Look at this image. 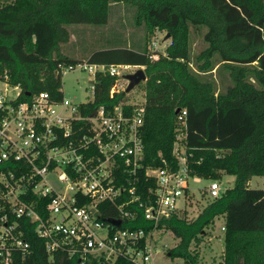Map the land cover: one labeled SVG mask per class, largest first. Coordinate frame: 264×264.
Wrapping results in <instances>:
<instances>
[{"label":"trees","instance_id":"obj_1","mask_svg":"<svg viewBox=\"0 0 264 264\" xmlns=\"http://www.w3.org/2000/svg\"><path fill=\"white\" fill-rule=\"evenodd\" d=\"M116 2L136 7V25L146 29L144 46L97 50L88 62L66 55L63 45L72 35L67 25H104L111 3ZM156 31L171 36L166 50L157 51L159 58L153 59L148 44ZM194 31L201 32L206 44L197 53ZM81 63L135 65L146 73V80L137 85L146 107L142 167L135 179L130 178L124 160L117 158L113 173L116 185H134L140 199L131 202L125 191L116 203H100V218H120L121 228L143 229L147 235L155 228L169 231L179 239L168 249L169 256L183 259L184 264H201L192 244L224 217V253L218 264H264V189L249 186L253 177L264 176V0H0V80L6 74L11 86L20 87L19 101L41 92L61 101L63 68ZM116 79L97 72L93 99L79 104L83 116L100 107L111 112L121 103L130 110L139 102L130 101L126 90L111 95ZM183 110L187 111L184 125L179 123ZM79 123L87 129V122ZM180 130L185 133L182 140ZM177 143L187 156L190 178L219 182L233 175L235 184L210 198L195 218L189 219L186 210L184 215L177 211L156 225L145 216L157 187L146 170L178 169ZM93 151L99 155V150ZM15 166L0 164V173ZM120 205L133 216L122 215ZM38 210L45 212L42 206ZM19 220L32 252L25 258L18 254L17 264H108L93 255L82 258L65 250L49 254L37 224L28 217ZM113 264L133 263L120 258Z\"/></svg>","mask_w":264,"mask_h":264},{"label":"built area","instance_id":"obj_2","mask_svg":"<svg viewBox=\"0 0 264 264\" xmlns=\"http://www.w3.org/2000/svg\"><path fill=\"white\" fill-rule=\"evenodd\" d=\"M150 49L151 57L158 59V42H153ZM76 67L93 75L90 81L93 92L98 71L117 76L111 95L127 88L129 81L122 68H140L81 63L64 67L63 75ZM121 77L128 83H122ZM7 79L5 74L1 79L5 86L0 87V164L16 166L0 173L2 264H17L18 254L25 258L32 252L31 244L19 229L22 217L37 224V233L45 239L49 254L65 250L70 255L79 253L82 258L93 255L108 264L120 258L133 264H155L156 255L165 248L158 244L160 238L155 234L163 230L155 228L147 235L143 229H123L99 216L100 203H116L125 191L130 193L131 202L140 199L134 185L130 188L116 185L113 173L117 158L124 160L130 178L135 179L142 167L145 103H134L130 110L121 103L111 112L100 107L92 115L83 116L79 105L65 96L61 101L54 100L48 92L19 101L20 87L11 86ZM12 90L17 93L12 94ZM186 116L187 111L183 110L179 123L184 125ZM82 121L87 122L86 130L79 123ZM184 137L180 130L178 139ZM176 145L178 169L146 170L147 176L156 179L157 187L152 190L155 199L145 206V216L156 225L160 219L180 210L178 201L189 196L190 179L198 180L190 178L185 151L179 143ZM94 149L99 150V155ZM203 194L212 199L219 197L220 183L211 182ZM39 206L45 212L39 211ZM119 210L124 216H133L123 205Z\"/></svg>","mask_w":264,"mask_h":264},{"label":"rangeland","instance_id":"obj_3","mask_svg":"<svg viewBox=\"0 0 264 264\" xmlns=\"http://www.w3.org/2000/svg\"><path fill=\"white\" fill-rule=\"evenodd\" d=\"M136 7L125 2L111 3L109 9L108 22L104 25L93 24H71L67 27L71 30L72 35L68 43L63 45V52L80 62H88L91 53L112 47H129L133 49H140L145 44L146 29L144 25H136ZM204 31L206 28H203ZM165 31H156L149 41V48L153 42H158L160 51H165L170 39L166 38ZM194 52L197 53L205 48L206 44L202 40L201 32H193L192 34ZM137 69L131 68L123 71V75L134 73ZM218 78V77H217ZM88 80V81H87ZM93 75L88 70H83L76 67L75 70H68L63 75V93L65 98L69 99L71 103L79 105L87 103L93 99V91L91 82ZM122 83L128 81L121 77ZM219 81V88H222V83ZM5 83L0 80V87H4ZM128 86V85H127ZM126 88V87H125ZM17 91L12 90V94ZM130 101H143L144 92L140 86H136L129 92ZM210 179L198 178V180H191L190 193L188 197H182L178 201L180 208L179 213L184 215V210L187 211L189 219L195 218L199 212L208 204L210 198L203 194V191L210 185ZM221 189L224 191L227 188L234 186L235 176L225 175L219 180ZM249 186L253 189H264V176H255L249 182ZM223 217L217 218L215 223L200 236L198 243L192 244V250L199 252V259L201 264H218L222 261L224 253L223 236L224 230L221 229ZM158 236L159 245H163V251L156 255L155 264H184L183 259H173L169 256L168 249L174 247L179 239L171 232L164 231L156 233Z\"/></svg>","mask_w":264,"mask_h":264},{"label":"water","instance_id":"obj_4","mask_svg":"<svg viewBox=\"0 0 264 264\" xmlns=\"http://www.w3.org/2000/svg\"><path fill=\"white\" fill-rule=\"evenodd\" d=\"M170 33L167 34L166 38H170ZM125 78L129 81L127 88L125 89L127 92L132 91L140 82L146 80V73L143 67L138 68L134 73H130L125 75ZM179 112V109L178 111ZM108 222L116 225L121 226L122 220L118 218H110L107 219Z\"/></svg>","mask_w":264,"mask_h":264},{"label":"crops","instance_id":"obj_5","mask_svg":"<svg viewBox=\"0 0 264 264\" xmlns=\"http://www.w3.org/2000/svg\"><path fill=\"white\" fill-rule=\"evenodd\" d=\"M222 221H223V223H222V225H221V229H222V227L225 225V218H224V217L222 218ZM222 260H223V257H222Z\"/></svg>","mask_w":264,"mask_h":264}]
</instances>
